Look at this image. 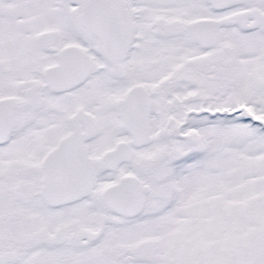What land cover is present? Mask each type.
Here are the masks:
<instances>
[{"label":"snow or ice","instance_id":"snow-or-ice-1","mask_svg":"<svg viewBox=\"0 0 264 264\" xmlns=\"http://www.w3.org/2000/svg\"><path fill=\"white\" fill-rule=\"evenodd\" d=\"M0 264H264V0H0Z\"/></svg>","mask_w":264,"mask_h":264}]
</instances>
